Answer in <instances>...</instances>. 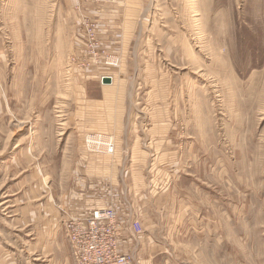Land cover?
<instances>
[{
	"label": "rangeland",
	"instance_id": "374dc122",
	"mask_svg": "<svg viewBox=\"0 0 264 264\" xmlns=\"http://www.w3.org/2000/svg\"><path fill=\"white\" fill-rule=\"evenodd\" d=\"M93 207L132 264H264V0H0V264Z\"/></svg>",
	"mask_w": 264,
	"mask_h": 264
},
{
	"label": "built area",
	"instance_id": "2783aa9c",
	"mask_svg": "<svg viewBox=\"0 0 264 264\" xmlns=\"http://www.w3.org/2000/svg\"><path fill=\"white\" fill-rule=\"evenodd\" d=\"M84 227L74 220L70 225L69 239L76 264H132L134 258L119 250L120 245L111 242L114 217L98 211L82 218ZM81 220V219H78ZM113 220V221H112Z\"/></svg>",
	"mask_w": 264,
	"mask_h": 264
},
{
	"label": "bare ground",
	"instance_id": "6f19581e",
	"mask_svg": "<svg viewBox=\"0 0 264 264\" xmlns=\"http://www.w3.org/2000/svg\"><path fill=\"white\" fill-rule=\"evenodd\" d=\"M106 79H107V81H105ZM102 83L104 85H111L113 83V80L110 77H104L102 79ZM88 138H89V136L86 138V144L85 145L87 146L88 150L90 152H92V150H91V148L89 146ZM114 147L115 146H114V144L112 142L111 143L106 142L104 148H107V152H104L102 150L93 151V152H97V154H105L106 156H111V155L114 156L115 154H111V151H112V149ZM95 211H98L100 213H104V215H106L107 217L108 216H110V217H114L115 216V220L117 222H115L113 224L112 236L110 237V240H111V242H116L118 245H120V239L121 238H119V237L121 236V226H120V224L118 222L117 213L113 209H97V210H94L93 212H95ZM78 219H81V220H78ZM74 220H76L78 222L80 227H82V228L84 227L85 221L81 217H74V218H72L71 222H74ZM129 256H132V255H129Z\"/></svg>",
	"mask_w": 264,
	"mask_h": 264
},
{
	"label": "crops",
	"instance_id": "0c3cea01",
	"mask_svg": "<svg viewBox=\"0 0 264 264\" xmlns=\"http://www.w3.org/2000/svg\"><path fill=\"white\" fill-rule=\"evenodd\" d=\"M92 155H95V156H102V155H96V154H92ZM102 157H109V156H102ZM108 207V206H107ZM103 208H105V207H103ZM93 209H98V207H93L92 208V210H91V212L93 211ZM117 209V208H116ZM117 212H118V214H119V216H120V220L123 222V223H125V225L126 226H128L129 228L127 229L126 228V230L124 231V233H123V236H122V238H121V240H120V242H121V251L122 252H124L125 254H127V252H125L124 251V248L122 247L124 244H126L127 243V241H130L131 240V238H128L129 240H127L126 238H125V235L124 234H127V233H129L130 234V237H133V239H135V240H140V238H143V236H144V233H143V231H142V228H141V226L143 227V225H142V223H141V221L139 220V219H134V220H132V221H126V220H123L122 219V217H121V214L119 213V211H118V209H117ZM84 217V215H77L76 217ZM126 241V242H125Z\"/></svg>",
	"mask_w": 264,
	"mask_h": 264
},
{
	"label": "water",
	"instance_id": "95a60500",
	"mask_svg": "<svg viewBox=\"0 0 264 264\" xmlns=\"http://www.w3.org/2000/svg\"><path fill=\"white\" fill-rule=\"evenodd\" d=\"M105 81H107V79Z\"/></svg>",
	"mask_w": 264,
	"mask_h": 264
}]
</instances>
